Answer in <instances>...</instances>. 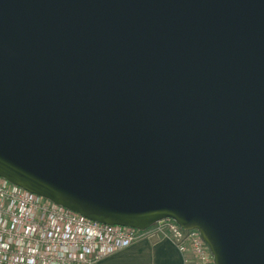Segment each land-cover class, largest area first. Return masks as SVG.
I'll list each match as a JSON object with an SVG mask.
<instances>
[{
  "label": "water",
  "instance_id": "1",
  "mask_svg": "<svg viewBox=\"0 0 264 264\" xmlns=\"http://www.w3.org/2000/svg\"><path fill=\"white\" fill-rule=\"evenodd\" d=\"M0 177L264 264V0H0Z\"/></svg>",
  "mask_w": 264,
  "mask_h": 264
},
{
  "label": "built area",
  "instance_id": "2",
  "mask_svg": "<svg viewBox=\"0 0 264 264\" xmlns=\"http://www.w3.org/2000/svg\"><path fill=\"white\" fill-rule=\"evenodd\" d=\"M170 239L184 264H214L198 231L164 219L145 230L92 222L0 177V264H95L140 240Z\"/></svg>",
  "mask_w": 264,
  "mask_h": 264
},
{
  "label": "crops",
  "instance_id": "3",
  "mask_svg": "<svg viewBox=\"0 0 264 264\" xmlns=\"http://www.w3.org/2000/svg\"><path fill=\"white\" fill-rule=\"evenodd\" d=\"M95 264H184L183 256L167 238L140 240Z\"/></svg>",
  "mask_w": 264,
  "mask_h": 264
}]
</instances>
